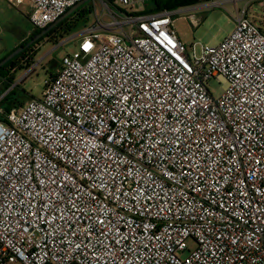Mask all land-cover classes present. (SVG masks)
<instances>
[{
  "label": "built area",
  "instance_id": "2783aa9c",
  "mask_svg": "<svg viewBox=\"0 0 264 264\" xmlns=\"http://www.w3.org/2000/svg\"><path fill=\"white\" fill-rule=\"evenodd\" d=\"M6 1L44 30L83 0ZM100 1L41 97L0 98V264H264V31L236 7L197 55L183 9Z\"/></svg>",
  "mask_w": 264,
  "mask_h": 264
},
{
  "label": "rangeland",
  "instance_id": "374dc122",
  "mask_svg": "<svg viewBox=\"0 0 264 264\" xmlns=\"http://www.w3.org/2000/svg\"><path fill=\"white\" fill-rule=\"evenodd\" d=\"M235 1L214 0L215 4L213 5H210L211 2H209L177 8L183 9V12L174 16V26L180 40L190 51L192 45L196 44L195 50L199 55L202 45H216L234 29L236 7L241 8L245 5H247L251 20L264 31V0ZM86 7L91 8L92 12L88 13L78 28H74L69 35L64 34L63 38L56 35V39L50 37L41 41L42 48L34 55V59H31L30 67L20 68L21 60L16 63V72L12 71L15 76L13 83L0 79V98L13 88L24 94L22 97L18 96L15 103L17 107L23 106L33 97H41L45 89V81L56 74L63 56L78 50L79 40L82 36L74 37L77 31L92 26L96 17L103 18L106 22L111 21L108 11L100 0H89L80 7V10ZM154 7V1H149L146 4L135 6L131 11L146 14L151 12ZM125 29L129 30V27ZM32 31L28 1L23 5L14 6L6 0H0V50L2 51L0 59L9 55L6 53L18 48L28 38L27 34ZM223 86V82L218 80H211L208 83V88L215 97L221 95ZM188 244L191 248L195 247L192 240Z\"/></svg>",
  "mask_w": 264,
  "mask_h": 264
},
{
  "label": "trees",
  "instance_id": "16d2710c",
  "mask_svg": "<svg viewBox=\"0 0 264 264\" xmlns=\"http://www.w3.org/2000/svg\"><path fill=\"white\" fill-rule=\"evenodd\" d=\"M155 3L154 9L149 13H159L163 11H171L175 10L177 8H185V7H191L198 4H204L213 2L214 0H153ZM91 8H83L80 10V8L75 11L73 14L62 20L59 24L56 25V27L49 33L47 36L48 38L56 39L57 36H61L62 38L65 37L64 34L69 35L70 32L82 21L85 19L86 15L88 13H91ZM262 29V28H261ZM62 31V32H61ZM61 32V33H60ZM32 48H28L23 54L17 55L15 58H13L10 62L5 64L0 69V79L8 80L10 83H13L15 80L14 74H12V71L16 72V63H18L19 60H22L23 57L29 56L28 60L25 65H21L20 68L24 67H30L31 59H34L35 54H25L27 52H30ZM33 50V49H32ZM14 51V50H13ZM12 52V51H11ZM9 52L8 54H10ZM5 57L1 58L3 60ZM11 75V76H10ZM18 96L22 97L24 94L19 93V91L15 90L14 88L10 90L1 100V106L5 108L6 110L11 109L13 106H15L16 101L18 100ZM17 107V106H15Z\"/></svg>",
  "mask_w": 264,
  "mask_h": 264
},
{
  "label": "water",
  "instance_id": "95a60500",
  "mask_svg": "<svg viewBox=\"0 0 264 264\" xmlns=\"http://www.w3.org/2000/svg\"><path fill=\"white\" fill-rule=\"evenodd\" d=\"M89 0H83L79 3H77L75 6L70 8L57 22L51 24L49 27L44 29L41 33L36 35L33 40H31L28 44L25 46H20L14 51H12L9 55H7L3 60L0 61V69L10 62L13 58H15L17 55H19L22 51H24L29 45H31L33 42L37 41L38 39L44 37V35L51 30L53 27H55L57 24H59L62 20L73 14L75 11H77L81 6H83L85 3H87Z\"/></svg>",
  "mask_w": 264,
  "mask_h": 264
},
{
  "label": "flooded vegetation",
  "instance_id": "af4514ba",
  "mask_svg": "<svg viewBox=\"0 0 264 264\" xmlns=\"http://www.w3.org/2000/svg\"><path fill=\"white\" fill-rule=\"evenodd\" d=\"M56 27V26H55ZM55 27H53L51 30H49L45 35H44V37H42V38H40V39H38L37 41H35V42H33L31 45H29L24 51H22L20 54H23L28 48H34L35 46H37L39 43H41V41L42 40H44L45 38H48L47 36L49 35V33L55 28ZM43 30H36V29H34L33 30V32L31 33V35L26 39V40H24L22 43H21V45L20 46H25L26 44H28L31 40H33L34 39V37L36 36V35H38L39 33H41ZM19 46V47H20ZM17 49V48H16ZM31 49V50H32ZM30 50V51H31Z\"/></svg>",
  "mask_w": 264,
  "mask_h": 264
},
{
  "label": "crops",
  "instance_id": "0c3cea01",
  "mask_svg": "<svg viewBox=\"0 0 264 264\" xmlns=\"http://www.w3.org/2000/svg\"><path fill=\"white\" fill-rule=\"evenodd\" d=\"M228 1H229V0H228ZM81 22H82V21H81ZM81 22H80V23H81ZM80 23H79V24H80ZM79 24H78L75 28H78ZM32 28H33V27H32ZM33 30H34V28H33ZM84 31H85V30H79V31H77V33L74 35V37H76V38L80 37L81 34H82ZM32 32H33V31H32ZM32 32H30L29 34H27L28 37L31 35ZM41 48H42V42L39 43L37 46H35V47L33 48V50H31L30 52H27V53H25V54H37V52H40ZM0 52H2V51L0 50ZM6 54H8V53H6Z\"/></svg>",
  "mask_w": 264,
  "mask_h": 264
}]
</instances>
